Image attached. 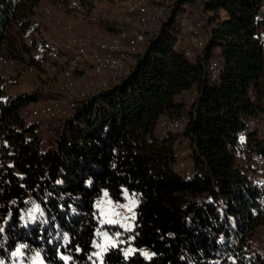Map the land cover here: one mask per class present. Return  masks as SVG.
<instances>
[{
	"label": "trees",
	"instance_id": "obj_1",
	"mask_svg": "<svg viewBox=\"0 0 264 264\" xmlns=\"http://www.w3.org/2000/svg\"><path fill=\"white\" fill-rule=\"evenodd\" d=\"M43 1L0 0V55L27 62L24 39ZM202 2V53L177 48L174 13L129 73L64 123L52 148L42 150L20 117L37 97L0 85V264H15L21 245L23 263L39 253L45 264H264L247 242L264 227V183L240 169L241 137L251 157H264L259 132L246 127L264 113V0ZM211 59L222 65L218 83L207 77ZM181 115L192 149L186 177L173 167L172 141L156 137L163 117ZM104 190L116 202L128 191L139 204L131 230L97 258Z\"/></svg>",
	"mask_w": 264,
	"mask_h": 264
},
{
	"label": "built area",
	"instance_id": "obj_2",
	"mask_svg": "<svg viewBox=\"0 0 264 264\" xmlns=\"http://www.w3.org/2000/svg\"><path fill=\"white\" fill-rule=\"evenodd\" d=\"M72 9L82 15L92 25L103 23L109 10L117 32L101 38L91 32H81L75 25L63 19L50 5L42 7L45 28H38L32 41H25L28 52L23 57L27 62L22 74L33 75L38 69L63 79L60 91L44 101H34L21 109L20 117L26 126L32 127L34 135L43 133L55 141L70 119L83 104L95 95L112 87V80L130 71L138 58L146 53L153 28L167 20L173 6L167 0H70ZM171 8V9H170ZM260 15L264 17V6ZM182 32L183 50L189 58H194V50L203 51L207 47L208 36L203 34V23L185 15L179 21ZM30 59L34 61L29 63ZM19 67V61L0 55V70L9 73ZM207 77L218 83L223 69L218 59H211L206 65ZM99 90L97 93H95ZM93 92V94H92ZM48 95V90L45 89ZM92 94V95H91ZM190 103H196L198 91L191 93ZM49 96V95H48ZM252 100L257 92L251 94ZM61 119H65L61 123ZM188 125L186 115L163 117L156 129V137L168 140L173 133L184 132ZM249 132L264 130V113L251 115L246 120ZM242 143L240 169L250 180L264 183V157L250 156L245 142ZM42 150H45L42 146ZM192 151L182 149L172 142L174 169L179 172L192 169L188 162ZM192 163V162H191ZM193 167V163H192ZM249 247L264 261V231L258 230L248 238Z\"/></svg>",
	"mask_w": 264,
	"mask_h": 264
},
{
	"label": "rangeland",
	"instance_id": "obj_3",
	"mask_svg": "<svg viewBox=\"0 0 264 264\" xmlns=\"http://www.w3.org/2000/svg\"><path fill=\"white\" fill-rule=\"evenodd\" d=\"M82 2L86 0H81ZM169 2V5L174 6L176 5L178 0H167ZM191 2L186 3L185 5H182L179 9H175L174 12L169 11L168 18L172 17L174 13L176 14V28L177 31V37L178 40L181 39V30L179 28V21L181 17L187 15L191 19L195 20H201V8L203 4V0H189ZM44 5H50L54 8V10L57 12L58 15H60L63 19L70 22L71 24L75 25L81 32H91L94 35H97L101 38H107L112 34H115L117 32L115 24L112 22L111 18V11L109 10V14L107 13L105 16V19L103 23L99 25H92L89 23L82 15L77 13L72 9V2L70 0H45L41 3L40 7L36 11V15L34 17V22L37 25V28L40 27H46L47 25L44 22L43 16H42V7ZM171 9V8H170ZM162 23L156 25L152 30V35H150V39H153L161 30ZM84 26L85 28H83ZM34 30V32L36 31ZM33 33L31 35H26L25 41H32L33 39ZM206 30L203 32V34H206ZM151 40L149 41L150 44ZM180 45H186L183 43V41L180 40ZM204 51V50H203ZM203 51L200 50H194V55L200 54ZM216 53L219 55V50H216ZM19 61V67L16 69L11 70L9 73H5L0 70V85L2 88L7 92L8 95H28L33 94L37 97L36 101H44L49 97H52V95H56L60 91V87L62 85L63 79H61L57 75L50 74L48 72L42 71L38 69V71L33 75H24L22 74V71L24 69L23 62L21 59ZM129 71H127L124 74H121L116 79L112 80V84L117 82L119 79L127 75ZM45 89L48 90V95L45 93ZM99 90L95 93H97ZM93 94V92H92ZM91 94V95H92ZM191 93L184 94V98L186 103L190 104L191 99ZM35 101V102H36ZM65 119H61V123H64ZM259 135L264 141V130H259ZM41 139L43 141V146L46 149L52 148L54 146L55 140L45 133H43L41 136ZM169 140H171L173 143H177L182 149H191L190 143L188 140L184 137V132L179 133H173L170 135ZM191 168L192 167V159L188 158L186 160ZM179 173L183 176H187L189 173L187 171H181L179 170ZM107 192V190H104L102 195L96 200L95 206L97 210L99 211L100 215V222L103 226V229L98 233L99 241L96 245H100V247H96L97 252L96 257L99 258L104 252L105 249H108L112 247L111 241L108 240L104 233H107L108 237H111L112 240L116 241V244L118 246L119 240L116 234H112L110 231L106 229V227L109 226H116L114 231L116 233H119L120 235H123V230H126L123 226H129L132 228L134 219L132 218L133 215H136V209L138 207V198L135 195L130 194L128 191H125L123 194V200L121 202H116L110 196H105L104 193ZM108 193V192H107ZM111 201V203H109ZM120 205H125L126 207H120ZM131 209V211L129 210ZM120 213V215H115V213ZM112 219L118 221L117 224H107L105 223L106 220ZM109 225V226H108ZM123 225V226H122ZM105 227V228H104ZM258 230L264 231V227L259 228ZM22 246V245H21ZM20 246V247H21ZM116 246V247H117ZM19 247V248H20ZM23 249V248H22ZM21 249V250H22ZM99 253V255H97ZM41 256H37L34 260H32L29 263H23L21 260V257L18 256V261L15 264H45L41 259ZM224 264H237L234 260L228 259Z\"/></svg>",
	"mask_w": 264,
	"mask_h": 264
},
{
	"label": "snow or ice",
	"instance_id": "obj_4",
	"mask_svg": "<svg viewBox=\"0 0 264 264\" xmlns=\"http://www.w3.org/2000/svg\"><path fill=\"white\" fill-rule=\"evenodd\" d=\"M241 140H243V137H241ZM104 195H105V196H108V193L105 192ZM109 203H111V201H109ZM120 207H126V206H125V205H120ZM129 210L131 211V209H129ZM115 215H120V213L117 212V213H115ZM132 218L135 219V215H133ZM105 223H107V224H117L118 221H116V220H112V219H108V220L105 221ZM122 226H123V225H122ZM123 227H125L126 230H131V228H130L129 226H123ZM103 235H105V237H106L108 240L111 241V245H112V247H116V246H117L116 241H115V240H112L111 237H108V236H107V233H104ZM116 235L119 236V233H117ZM24 247H25V246L22 245L20 248H17L16 251L13 253V256H21V255H23L21 249L24 248ZM96 247H100V245H96ZM106 250H107V249H105V251H106ZM36 255L39 256L40 254L37 253ZM97 255H99V253H97ZM143 255H144L146 258H148V259L151 258L150 254H149L148 252H144ZM152 255H154V254H152ZM127 256H128V253L125 252V257L127 258ZM101 264H104L103 260H101Z\"/></svg>",
	"mask_w": 264,
	"mask_h": 264
},
{
	"label": "crops",
	"instance_id": "obj_5",
	"mask_svg": "<svg viewBox=\"0 0 264 264\" xmlns=\"http://www.w3.org/2000/svg\"><path fill=\"white\" fill-rule=\"evenodd\" d=\"M184 7H186V4H185V6ZM83 28H85L84 26H82ZM116 82V81H115Z\"/></svg>",
	"mask_w": 264,
	"mask_h": 264
}]
</instances>
